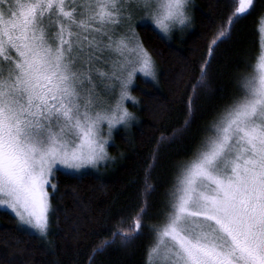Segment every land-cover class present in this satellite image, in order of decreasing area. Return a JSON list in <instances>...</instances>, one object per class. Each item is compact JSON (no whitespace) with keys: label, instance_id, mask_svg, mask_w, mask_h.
Instances as JSON below:
<instances>
[{"label":"snow or ice","instance_id":"snow-or-ice-1","mask_svg":"<svg viewBox=\"0 0 264 264\" xmlns=\"http://www.w3.org/2000/svg\"><path fill=\"white\" fill-rule=\"evenodd\" d=\"M252 6L238 0L211 44ZM137 14L165 38L191 22L189 0H0V206L18 227L46 237L54 168H95L108 159L100 125L110 135L135 119L123 106L135 102L128 86L137 72L155 79L132 27ZM115 86V105L101 108L97 88ZM142 218L141 209L133 228L112 235L135 239ZM151 231L147 264H264V44L254 71L238 79L236 95L177 165Z\"/></svg>","mask_w":264,"mask_h":264},{"label":"trees","instance_id":"trees-1","mask_svg":"<svg viewBox=\"0 0 264 264\" xmlns=\"http://www.w3.org/2000/svg\"><path fill=\"white\" fill-rule=\"evenodd\" d=\"M235 3L189 0L190 24L167 38L147 22L133 27L155 63V79L137 77L130 90L135 102L126 108L135 119L117 129L109 161L98 170L54 173L46 237L18 227L12 213L0 210V264H147L151 229L161 222L177 165L190 159L258 58L264 0H253L211 44ZM202 65L207 76L201 81ZM146 182L154 190H146ZM141 209L135 239L125 243L112 235L133 228Z\"/></svg>","mask_w":264,"mask_h":264},{"label":"rangeland","instance_id":"rangeland-1","mask_svg":"<svg viewBox=\"0 0 264 264\" xmlns=\"http://www.w3.org/2000/svg\"><path fill=\"white\" fill-rule=\"evenodd\" d=\"M138 22L140 23H143V22H147V24H150L154 27V25L151 23V20H150V17H147V16H144L141 14L140 18L137 17V15L135 16V18L131 21L132 23V27H134ZM155 28V27H154ZM260 28H264V17L261 19V22H260V26H259V29ZM125 31H127V28L125 27ZM172 32V31H171ZM170 33V32H169ZM259 37H260V48H261V45L264 44V40L261 39V34H260V31H259ZM258 63V58L256 59V61L254 62L253 64V69H252V72L254 71V67L255 65ZM137 77H142L144 79H151V78H147V77H144L142 76L139 72L135 73L134 77H133V80L132 82L129 84L128 86V91H129V94H130V90L131 88L134 86L135 84V79ZM99 83V82H98ZM97 92L99 93V96H100V101H99V105L101 108H109L110 106H114L117 99L119 98V87L118 86H115L113 88V90L111 91H105L103 90L102 88L98 87L97 88ZM129 101H132V100H129V99H125L123 101V106L126 108V104L128 103ZM131 122V121H130ZM125 125L124 124H117L115 125L112 129H111V133L109 135L108 133V125H107V122H103L100 127H101V135L103 136H106L107 137V143L105 145V148H106V152H107V155H108V159L103 161L102 163L98 164L95 168L91 167V166H88V167H85L81 170H79L78 172L75 171V170H70V169H67L65 168L64 166H61V165H57L54 170H53V175L50 177L51 179V182H52V178L54 177V173L56 171H62V172H70V173H83V172H86V171H96V169L98 170V168L102 165H104L105 163H107V161H109V154H108V147L110 145V143L112 142V139L114 137V134L115 132L117 131V129L119 128H122L124 127ZM49 187L48 186V189L49 190ZM49 192V191H48ZM0 210H5V211H8L10 213H12L14 216L15 214L11 211V209H8L7 207H4V206H0ZM50 211V209H49ZM49 215V213H48ZM16 217V216H15ZM26 228H28L27 226H24ZM29 229V228H28ZM31 230V232L33 231L34 233H36L37 235H39L35 230H32V229H29Z\"/></svg>","mask_w":264,"mask_h":264}]
</instances>
